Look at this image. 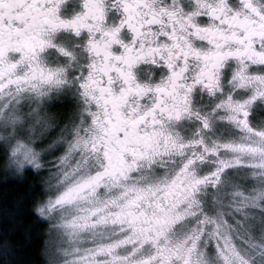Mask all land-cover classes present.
Wrapping results in <instances>:
<instances>
[{
    "label": "clouds",
    "instance_id": "9594fccd",
    "mask_svg": "<svg viewBox=\"0 0 264 264\" xmlns=\"http://www.w3.org/2000/svg\"><path fill=\"white\" fill-rule=\"evenodd\" d=\"M220 2L61 0L68 26L50 36L55 47L34 69H16L58 72V82L34 80L38 91L0 94V179L25 188L17 226L35 249L29 264H160L161 250L168 264H264V167L249 166L264 157L244 150H264V137L256 135L264 133V100L249 109L248 132L228 120L224 107L251 94L233 79L238 63H223L211 91L198 82L203 57L217 51L202 30H239L210 15ZM223 3L229 20L264 25V0ZM249 75L264 76V65H250ZM100 126L113 137L107 171L103 144L92 147ZM18 143L34 159L14 155ZM85 181L93 183L82 188ZM61 193L68 196L57 203ZM130 206L142 227L169 219L164 234L119 245L132 233L113 221ZM82 218L88 226H69ZM4 246L11 247L7 239Z\"/></svg>",
    "mask_w": 264,
    "mask_h": 264
},
{
    "label": "snow or ice",
    "instance_id": "6c2138e0",
    "mask_svg": "<svg viewBox=\"0 0 264 264\" xmlns=\"http://www.w3.org/2000/svg\"><path fill=\"white\" fill-rule=\"evenodd\" d=\"M61 0H0V94L8 88H15L17 93L23 92L26 88L31 87L34 91H38L39 85L34 84V80H40L41 83H50L54 79L58 82V72L36 73L35 71L25 72L23 75H17V66L21 63H27L30 68H35L38 64L41 54L46 49L55 47L50 36L61 28H66L68 22L61 19L60 12ZM20 9V11H17ZM253 13L256 9H251ZM169 15H172L169 13ZM210 15L224 16L225 20L238 25L239 30L231 33L219 31H210L204 29L208 34L210 42L216 46L217 51L210 56H205V71L198 77V82L207 81L206 87L213 90L219 82V70L223 67V63L229 59L235 60L239 68L234 73L233 79L237 83L239 89H251V94L243 99H232L225 103L224 107L228 111V120L241 129L252 132L250 126L249 109L257 101L264 100V76L249 75L250 65H264V25L254 24L249 20H238L232 17L230 20L226 14V6L221 0L220 4L210 9ZM264 20V17L261 18ZM200 31V30H198ZM260 41L261 45L257 46L256 41ZM234 44L235 47L229 45ZM59 50V49H58ZM14 57H19L18 60ZM85 95L88 99H93L87 92ZM89 115H93L89 113ZM93 123L97 124L93 115ZM203 125L208 128L209 121L203 120ZM101 135L99 137L92 136V147L95 150L101 144L105 148V159L107 161L106 171L112 166V132L110 129H103L100 126ZM256 135L264 137V133L256 132ZM87 145L88 141H84ZM194 143L202 144L203 141H195ZM230 147V146H229ZM253 156L260 155L264 157V150L258 147H248L244 149ZM13 154H19L25 160L34 159L31 149L23 144L18 143L13 149ZM235 163H239L236 161ZM249 166L264 167V158L260 159L259 164H249ZM128 165L123 164L122 170L127 169ZM93 181H85L82 188L90 187ZM81 188V190H82ZM189 195L191 193L189 192ZM68 193H61L57 197V203L66 200ZM95 214V212H93ZM84 219V218H82ZM104 217H100L99 222L104 221ZM114 223L125 224L131 230L132 236L122 239L119 245H129L135 242L141 244L147 241L155 242V238L164 234L165 227L171 221L166 218H157L152 225L142 227L146 223L142 221L134 209L130 206L115 214ZM70 227H86L88 222L84 219L82 224H71ZM149 232L154 235H149ZM109 248L99 249L98 252L105 253L111 250ZM160 264H168V255L164 250L160 253ZM144 264H150L146 261Z\"/></svg>",
    "mask_w": 264,
    "mask_h": 264
},
{
    "label": "trees",
    "instance_id": "16d2710c",
    "mask_svg": "<svg viewBox=\"0 0 264 264\" xmlns=\"http://www.w3.org/2000/svg\"><path fill=\"white\" fill-rule=\"evenodd\" d=\"M24 191L23 185L0 179V264H29L35 253L31 245L25 244L22 228L17 226L21 216L16 202ZM23 220L31 222L32 217L29 214ZM6 239L11 244L10 249L4 246Z\"/></svg>",
    "mask_w": 264,
    "mask_h": 264
}]
</instances>
